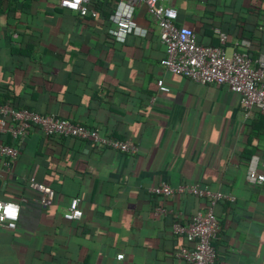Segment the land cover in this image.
I'll return each mask as SVG.
<instances>
[{
    "label": "crops",
    "instance_id": "obj_1",
    "mask_svg": "<svg viewBox=\"0 0 264 264\" xmlns=\"http://www.w3.org/2000/svg\"><path fill=\"white\" fill-rule=\"evenodd\" d=\"M166 1L199 43L219 45L218 27L228 35L227 54L239 38L250 41L252 59L264 53L263 0L261 9L251 0ZM134 19L146 34L120 43L108 34L109 19L79 18L58 0H0V100L138 146L119 153L36 127L7 141L19 153L8 173L0 165V200L18 202L20 212L14 229L0 228V264H185L174 256L182 239L172 221H188L207 201L150 194L160 182H200L231 195L213 209L214 264H264V181L245 177L252 154L264 174V115L244 111L225 85L165 70L153 17L140 5ZM30 177L52 188L51 202L27 187ZM71 197H79L82 215L68 221ZM157 206L171 212L155 214Z\"/></svg>",
    "mask_w": 264,
    "mask_h": 264
},
{
    "label": "built area",
    "instance_id": "obj_2",
    "mask_svg": "<svg viewBox=\"0 0 264 264\" xmlns=\"http://www.w3.org/2000/svg\"><path fill=\"white\" fill-rule=\"evenodd\" d=\"M76 6L73 7L72 5ZM91 0H58V5L74 12L79 18L97 17V9L90 5ZM144 5L147 13L153 17L158 29V38L164 46V67L170 73L183 76L200 84L225 85L239 96L244 111L257 110L264 115V53L256 59L250 55L251 43L239 38L235 42L236 50L227 54L224 48L228 35L218 27L213 28L219 45L201 44L196 40L193 28L177 25V11L166 0H118L109 15L113 27L108 34L116 42H124L128 34L144 36L146 30L137 25L134 19L136 7ZM240 48V50L238 49ZM156 84L161 91L168 88L162 80ZM36 127L45 136H63L77 140L89 141L99 147L109 148L119 153L135 154L138 151L136 144L101 134L97 128L85 126L54 113L45 114L29 109H16L8 102L0 103V165L8 173L12 162L19 153L13 143H6L3 137L12 142L25 138L30 129ZM260 158L252 154L247 162L246 179L251 184H261L264 174L258 171ZM264 165V161L262 162ZM27 187L40 194L43 204L54 198L51 187L37 182L34 177L28 178ZM152 195L168 198L175 195H191L204 198L207 201L204 209L196 210L188 221L181 223L173 220L171 230L175 236H182L186 244L174 250V256L185 264H214L216 249L213 242L217 238L218 220L214 214V206L219 201L233 200L229 194L212 190L208 185L194 183H179L175 186L167 182H160L149 189ZM22 201L24 198L21 199ZM79 197H71L63 218L72 221L78 220L82 211L79 208ZM12 205L17 209L15 218L9 217L5 209ZM20 212V205L13 200H0V228L14 229ZM155 214L170 213L162 206L154 208ZM176 217L177 214H173ZM123 257L116 254L117 259Z\"/></svg>",
    "mask_w": 264,
    "mask_h": 264
},
{
    "label": "trees",
    "instance_id": "obj_3",
    "mask_svg": "<svg viewBox=\"0 0 264 264\" xmlns=\"http://www.w3.org/2000/svg\"><path fill=\"white\" fill-rule=\"evenodd\" d=\"M117 1L118 0H91L90 5L94 6L98 12L97 17L91 18V19H102L104 21H107L109 19V15L111 14L112 10L114 9V6H115ZM257 1H260V0H251V2L249 3L251 9L252 8L257 9V7H258V9L262 8L261 4H257ZM263 2H264V0H263ZM251 9L249 10V13L252 12ZM257 11L258 12L259 11L264 12V8L261 10H257ZM262 46H264V44H262ZM262 49L264 51V48H262ZM3 102H8L12 107H14L16 109H29L27 107L19 106L13 100H8L7 98L0 100V103H3ZM29 110H32V109H29ZM9 140L10 139L6 137L5 142L7 143V141H9ZM177 237L182 239L181 245L186 244V241L182 236H177Z\"/></svg>",
    "mask_w": 264,
    "mask_h": 264
},
{
    "label": "clouds",
    "instance_id": "obj_4",
    "mask_svg": "<svg viewBox=\"0 0 264 264\" xmlns=\"http://www.w3.org/2000/svg\"><path fill=\"white\" fill-rule=\"evenodd\" d=\"M78 2L79 0H77V3ZM72 6L75 7L76 5L73 4ZM5 212L9 217H12V218H15L17 215V209L12 205L7 206V208L5 209ZM3 218H4L3 216H0V220H2Z\"/></svg>",
    "mask_w": 264,
    "mask_h": 264
}]
</instances>
